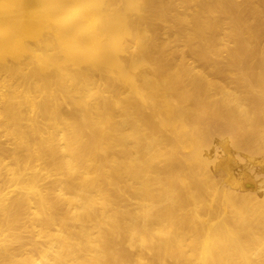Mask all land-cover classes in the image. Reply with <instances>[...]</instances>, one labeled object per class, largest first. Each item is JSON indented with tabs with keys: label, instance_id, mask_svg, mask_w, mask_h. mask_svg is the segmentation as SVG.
Wrapping results in <instances>:
<instances>
[{
	"label": "bare ground",
	"instance_id": "1",
	"mask_svg": "<svg viewBox=\"0 0 264 264\" xmlns=\"http://www.w3.org/2000/svg\"><path fill=\"white\" fill-rule=\"evenodd\" d=\"M0 264H264V0H0Z\"/></svg>",
	"mask_w": 264,
	"mask_h": 264
}]
</instances>
